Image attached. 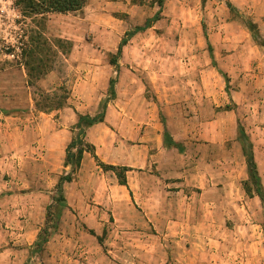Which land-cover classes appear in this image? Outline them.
<instances>
[{
	"label": "rangeland",
	"instance_id": "374dc122",
	"mask_svg": "<svg viewBox=\"0 0 264 264\" xmlns=\"http://www.w3.org/2000/svg\"><path fill=\"white\" fill-rule=\"evenodd\" d=\"M152 1L89 0L77 13L34 20L23 18L13 0H0V252L6 245L28 249L25 242H18L16 227L23 221L29 232L34 227L30 223L40 227L44 221L41 231L57 227L42 252L36 243L30 258L22 253L14 264H264V205L246 192L247 163L233 141L237 120L248 135L254 127L264 128V122L254 117L259 110L254 94L264 89V79L258 78L264 51L263 57L252 51L264 44V34L250 31L255 7L263 8L264 0H165L161 12ZM159 13L160 20L135 35L118 56L126 33ZM200 38L206 48L211 44L220 52L219 66L242 45L244 64L238 67L235 59L229 60V68L222 69L230 79L224 91L219 87V68L214 70L209 80L215 115L200 121L208 126L206 136L188 137L185 121L189 128L200 122L197 110L189 106L196 101L190 76L181 67L188 64L189 49L200 45ZM57 40L69 44L58 49ZM37 43L45 46L40 55L45 62L35 65L30 80L22 49ZM121 64L127 66L122 81ZM112 78L121 101L118 106L116 100L111 102L105 122L87 133L85 143L95 147L99 162L86 153L83 169L64 185L72 207L60 229L61 211L68 203L61 207L56 201L57 181L71 169L51 172L44 160L51 151L44 143L51 140L50 132L64 127L71 136L79 115H96L109 96ZM42 95L68 100L60 110L47 109ZM236 100L239 110L227 111L234 109ZM166 132L180 145L184 135L188 141L194 137L192 142L206 145V152L152 150L165 141ZM142 146H149L147 166L139 163L147 154ZM262 148L258 152L264 174ZM210 160L213 165L204 164ZM124 167L131 169L125 176L131 186L138 185L136 191L162 190L165 213L148 218L138 191L127 203L132 216L125 214L127 207H122L121 217L114 214L115 200L122 195L116 189L126 192L118 179ZM201 172L209 180L200 181ZM261 179L264 188V176ZM14 205L38 208L7 219ZM202 207L205 211L200 214ZM80 211L85 214L76 221L73 215ZM173 220H188L193 226L203 221L205 228L198 224V229H179L168 236L169 230L155 227L157 221ZM96 225L99 228H93ZM58 235L63 239L57 242Z\"/></svg>",
	"mask_w": 264,
	"mask_h": 264
},
{
	"label": "crops",
	"instance_id": "0c3cea01",
	"mask_svg": "<svg viewBox=\"0 0 264 264\" xmlns=\"http://www.w3.org/2000/svg\"><path fill=\"white\" fill-rule=\"evenodd\" d=\"M255 9H256L255 10V13H256L255 17L256 18L254 20V22H255L254 24H256L258 26L259 30L261 31V34H264V7L262 8V6L261 7L256 6ZM198 42L200 43V45L191 47L189 49V55H190L189 62H188V64H186V66H182L181 69H182L183 73L190 76V78H188L189 84H191V86H193V89H194L193 91L196 94V101H195V103H193L191 101L189 106L192 107L193 109L197 110L196 119H198V121L200 122L209 114H210V116L215 115L213 92H212V87L210 85L211 81L209 80V78L214 75V70H216L217 68H219L218 69L219 71L220 70L222 71V69H224L225 67L229 68L228 67V65H229L228 61L229 60L232 61L235 59L237 61L236 64H238V67H239V65H241V63L244 64L243 48H245V47H242V45L238 44L236 46L235 55H231V56H229V58L228 57L222 58L219 62L220 63V66H219L218 62H217L218 59L216 58L217 57L216 55H217V53H220V52H217V50L213 46H212L213 50L211 52L210 48L208 46L206 48L204 45L201 44V38L198 40ZM256 50L259 52V54H261V56L263 55L262 54L264 51L263 46H261L260 44L255 45V48L252 51L254 53H256ZM263 60L264 59H262L260 61V66L258 67V68H260V74L258 76V78L260 80L264 79V62H263ZM214 63H216V64L214 65ZM120 66H121L120 67L121 72H120V78L119 79L122 81L123 76H125V77L127 76L126 73H123V70H126L127 66L125 67L124 64H121ZM231 67L233 68V65H231ZM219 71H218V76H219L218 81L220 82V84L222 83V87H221V85H219V87H220V90L222 89L224 91L227 88V83H226L224 76ZM112 73H114V72L112 71ZM223 73H225V72L223 71ZM196 76L198 77V80H197ZM186 79L187 78H185V80ZM185 80H184V82H185ZM143 92L144 91H142L141 94H143ZM254 98H256L257 107L259 109L258 111L255 112L254 117L255 118L258 117L259 123L264 122V89H263V92L254 94ZM120 101H121V99H120V95L118 92L117 98L115 101V106H118ZM234 104H235L234 109L231 111L236 112V110L237 111L239 110V107L241 105H240V102H237V100L234 101ZM75 122H76V120L74 119V123ZM185 122H186L185 123V134H186V136L189 137V134H191V135L195 134V136H198L199 134H204L206 136L205 131H206V129H208L207 124L200 122V125H196V126H193L192 128H189L187 120ZM236 123H237V127L235 130V137H234L233 141H234V144H237L239 146L238 150L241 152L243 160L246 161L242 146L238 142V132H239L238 120L236 121ZM93 128H91V129H93ZM250 133H251V135L253 133L252 136L254 139L251 137V135H249V136H250V140L252 141V144L254 146V157H255V161H256L257 166H258V171H259L260 177L262 178V176H264V174H263L261 167H260V162H259L260 161V155H259L258 149H260L261 146H264V128H261L260 126H258L256 128L254 127L250 131ZM49 135H50L49 138L51 140L49 141V143H44V144L50 149L51 152L49 154H47L46 159H44L45 164L50 165L49 168H50L51 172H56L60 168H64L65 170L68 169L65 167L66 150H67L68 145L71 143L72 132H71V136L68 135L67 129L64 127V129H60V130H57L54 132H50ZM186 136L184 135V139L182 141L184 143L183 147H184L186 153L191 152L192 150L195 153L198 150H199V152H202V153L206 152V149H205L206 145L193 143L192 141L194 140L193 139L194 137H190L191 141H188L190 139ZM175 142L180 143L178 140H175ZM142 148L144 151L145 150L147 151V154H146V156H143V155L141 156L139 163H140V166H147L149 146H142ZM155 148L158 150L162 149V151L168 150V148H166L164 146V142L162 144L160 143V145H156L155 147H152V150H154ZM262 149H263L262 151H264V148H262ZM57 151H58V154H57ZM85 155H84V158L82 161V166H81L82 169H83L85 162L87 160ZM38 161H39V159H38ZM211 161L212 160H210L209 162H204V164L211 166V165H213V162H211ZM184 173H187V171L185 170ZM202 173L203 172H201L199 174V176L201 178L200 181H203V179L209 180L207 177V174L206 173L202 174ZM40 174H42V172ZM42 175H40V176H42ZM169 175H170L169 178H171L173 176L171 173ZM59 180H60V178L58 179L57 183H59ZM224 180H226V179H224ZM226 182H228V180ZM127 185L128 186H126V187L120 186V188L125 187L126 192H124L122 189H116L118 191V193L122 194V195L119 196L118 199H116L117 201L115 200V204L113 207L115 215H117L118 217H121L122 216V214H121L122 207H125V208L127 207L125 214L128 213L129 216H132L133 211L131 208H129V206H127V203L129 201V199L132 201V199L135 198L138 191H139L140 196H141L139 198L143 204V207H142L143 211H144V213H146L148 218L151 219V218H154V216L157 214L165 213V204L166 203L163 199L164 195H163L162 190H159L157 188L159 194L157 192L155 194V193H153L152 189L149 190V188H147V187H142L141 189H138V191H136V189L138 188L137 184H134V186L132 185L133 187L131 186L130 183H127ZM35 193H38V192H34V194ZM34 194H32V195L35 196ZM78 194H79V196H82V192L78 193ZM27 195H29V194H27ZM64 197L66 199V202L68 203V197L66 196L65 191H64ZM70 207H72V205H71V203H68V206L65 207L64 210L62 211V217H61L62 219H61L60 229L63 228V224L65 226L64 218H66L65 217L66 213L68 211H70ZM36 208H38L37 205L34 207L33 206L28 207L27 205H14L11 207L12 212H10V213L12 215L8 213L7 219H10V218L16 216V214L22 216V214H24V213L26 214L27 212L32 211V209H36ZM77 208L79 209V207H77ZM45 211L46 210L44 209V212ZM204 211H205V207H202L199 212H200V214L201 213L203 214ZM42 212H43V208H42ZM94 212H95V207H93V210H92V212L90 211V213H92L94 215ZM81 214H85V212L80 211V212H78V216L73 215L75 217L76 221L78 220V218H82ZM43 219H44V216H43ZM157 220H159L158 216H157ZM202 222L203 221H200V223H198V224H199V226L204 227L205 224H202ZM30 224L32 225L31 229L34 226L32 229L33 232L28 231L27 226H24V225H27L26 222H24V221L21 222L20 225H18V226H20V228L16 227V229L18 230V232H17L18 242H22V243L25 242L28 246V249L14 250L13 248H9L7 245L4 246L5 249L2 252H0V264H14L15 261H19V259L22 256L21 255L22 253L27 254V256L23 257V258H26V259L30 258V252L32 250L33 245L36 244V242L38 240V236L42 230V227L44 225V221L40 222V227L35 226L34 223H30ZM198 224L193 226L192 223L188 220L187 221L186 220H182V221L173 220V221H169V222H165V223H161V221H157L155 227H157V229H159V230H169L171 233H168V236H175L176 231H178L179 229H184V230L198 229V228H196L198 226ZM96 226L97 227H93V228H99L98 225H96ZM60 229H59V231H60ZM59 231L57 232V234L59 233ZM12 234H15V233H12ZM57 237H59L56 239L57 242L60 239H63V237L61 235H58ZM16 239H17V237H16ZM26 239H27V241H25ZM0 244H1V241H0ZM50 244L51 243H49V245ZM22 260H25V259H22Z\"/></svg>",
	"mask_w": 264,
	"mask_h": 264
},
{
	"label": "trees",
	"instance_id": "16d2710c",
	"mask_svg": "<svg viewBox=\"0 0 264 264\" xmlns=\"http://www.w3.org/2000/svg\"><path fill=\"white\" fill-rule=\"evenodd\" d=\"M88 2L89 0H13L15 9L23 18L34 19V20L38 18H43L44 16L49 14L77 13L79 11H82L87 6ZM152 2L159 6L161 12V10L164 7L165 0H153ZM160 14L161 13H159L153 19H148L144 24V26L136 27L132 31L127 32L125 38L122 40L118 48V56H121L124 47L128 45L129 41L135 35L152 28L154 23L160 20ZM256 30L259 31L258 26L252 23L250 31L255 32ZM33 42L36 43L37 42L36 39H34ZM37 44L38 45L36 46H30L27 49H22L21 58L24 62V66H26V70L28 71V76L30 80L32 77L33 70H35V65L37 67L42 66V63L45 62L42 61L43 59H41L40 56L42 53H44L43 49H45V46L41 47L39 43ZM66 44L69 43L63 40H57L54 46L57 47L58 49H61ZM261 46L264 47V44H261ZM208 47L212 52L213 48L211 44ZM112 66L114 67L117 66L116 61H112ZM220 73L224 76L227 83V88H229V84H230L229 77L227 76V74L223 73L222 71ZM30 84L31 81L29 82V85ZM116 85H117V80L115 78H112L109 83V92H108L109 96L107 99L101 102L100 109L96 115L78 116V122L75 125L74 130H72L73 136L71 143L69 144L66 150L65 167L70 168L71 171L70 173L62 176L57 185L59 197L56 201L61 207H65L67 205L66 199L64 197V185L66 183L71 184L74 181L75 175L81 169L84 155L88 153L92 155V157L97 162H99L98 157L95 154V147L93 145H90L89 143H85L86 142L85 140L88 130L105 122L109 104L114 100H116L117 98ZM42 97L44 98L43 99L44 108L55 109V110L62 109L66 105L68 100L67 97L63 99L49 95H45V96L42 95ZM231 110L233 109L229 107L227 108V111H231ZM75 131H77V134H75ZM238 142L242 146L248 167L249 178L244 183L246 192L250 198H253L254 195L257 196L264 205V188L262 185V179L258 171V166L254 157V146L250 140V136L247 134L245 128L241 124L239 125ZM164 146L168 149L175 148L181 152L185 151L183 145H180L175 141H173L168 132H166L165 134ZM100 166L106 167L105 165H100ZM110 168L112 170H115V167H110ZM129 171H131V169L126 167L122 168L123 176L118 175L120 186H128L127 177L125 176V174ZM252 186L255 187L256 189L255 192L252 190ZM49 210H51V207ZM61 212L60 214H58V217L61 216ZM56 231H57V227L55 226L52 228L47 227L45 228L44 231L40 232L38 236V240L36 242L38 246V252H42L45 249V246L49 243L51 235ZM90 234L93 235L94 237L97 236L94 231H90ZM98 240L100 243H102L101 237H98Z\"/></svg>",
	"mask_w": 264,
	"mask_h": 264
}]
</instances>
